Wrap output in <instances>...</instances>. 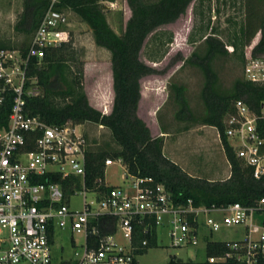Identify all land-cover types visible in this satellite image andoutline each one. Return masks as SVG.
I'll return each mask as SVG.
<instances>
[{
  "label": "built area",
  "instance_id": "obj_1",
  "mask_svg": "<svg viewBox=\"0 0 264 264\" xmlns=\"http://www.w3.org/2000/svg\"><path fill=\"white\" fill-rule=\"evenodd\" d=\"M57 1L50 0L25 52L0 49V106L11 102L6 122L0 124V264H51L58 228H67L82 239L81 244L74 243L69 264H134L148 244L152 225L156 235L158 227L165 229L170 246L177 248L197 244L201 228L214 232L241 226L243 237L223 241L224 254L208 260L257 264L264 259V197L249 206L238 202L195 205L190 198L175 202L163 183L127 171L122 176L124 184H109L103 171V179L88 186V144L82 124L48 125L29 113L26 97L40 93L35 77L28 75L30 60L39 63L47 48L69 41L63 29L65 13L54 8ZM242 71L246 80L263 84L264 56L247 58ZM258 118L264 121V102L256 115L237 100L234 112L225 119V135L235 157L251 169L254 179L264 175V137ZM115 161L121 162L106 158L104 170ZM54 175L60 180L75 178L79 187L72 183L66 193ZM81 195L80 207L71 206ZM105 217L113 219L111 230L103 220L100 224L106 231L99 226Z\"/></svg>",
  "mask_w": 264,
  "mask_h": 264
},
{
  "label": "trees",
  "instance_id": "obj_2",
  "mask_svg": "<svg viewBox=\"0 0 264 264\" xmlns=\"http://www.w3.org/2000/svg\"><path fill=\"white\" fill-rule=\"evenodd\" d=\"M131 15L125 30L115 33L108 25L104 10L98 0H58L56 10H70L90 28L96 46L110 53L112 104L108 113H103L88 102L81 81L72 70L75 52L71 42L60 47L47 48L39 61L32 58L28 66V75L35 77L40 93L26 97V108L32 115H37L48 125L71 121L76 124L86 122L106 127L113 142L117 145L112 150H91L85 154V182L91 186L96 179H103L104 160L120 159L128 174L139 177H151L155 182L163 183L170 191L175 202L190 198L195 205L226 206L238 202L253 205L257 199L264 197V175L254 179L251 169L243 165L236 157L225 135V119L234 112V103L244 101L248 107L259 115L260 105L264 102V83H253L245 78H235L228 89H222L219 78L211 63L218 55L227 53L224 44L208 36L203 54L192 52L185 61L197 66L204 77L200 97L205 107L204 114L195 119L184 97V86L172 84L175 101L179 108L176 118L181 121H197L216 129L224 156L230 167V175L223 181H207L186 174L175 162L163 152V136H152L146 123L137 113L141 97L140 80L146 75L156 73L151 66L139 58V52L146 36L157 27L174 22L182 15L192 0H126ZM253 2V4H251ZM250 10L232 38V46L243 47L250 43L256 33L259 38L251 49V57L264 55V10L258 14L257 6H264V0H250ZM50 5V0H23V13L19 26L26 33L35 31L40 20ZM27 46L19 48L25 52ZM14 48L0 43V49ZM242 66L245 59L240 54ZM11 102L7 100L0 106V124L6 122ZM107 111V110H105ZM261 126L260 135L264 137V121L258 118ZM166 132V131H162ZM67 193L79 187L77 179L60 180ZM113 228V219L103 218L99 221L101 230L106 231L100 222ZM141 236V235H140ZM147 246L139 255L156 244L155 229L146 236ZM227 250L224 242L206 243L205 261H182L171 256L166 264H244L227 259L210 262L208 258L221 256ZM62 264H69L63 262ZM136 264V262L134 263ZM257 264H264L259 259Z\"/></svg>",
  "mask_w": 264,
  "mask_h": 264
},
{
  "label": "rangeland",
  "instance_id": "obj_3",
  "mask_svg": "<svg viewBox=\"0 0 264 264\" xmlns=\"http://www.w3.org/2000/svg\"><path fill=\"white\" fill-rule=\"evenodd\" d=\"M98 3L104 10L108 25L115 33L121 34L131 15L127 1L98 0ZM251 4L250 0H192L174 22L150 32L139 52V58L157 72L140 80L141 97L137 113L152 136H163L164 154L194 178L223 181L229 177L230 167L215 128L176 118L179 105L171 85L184 86L185 100L193 117L199 119L205 112L200 97L204 77L197 66L185 60L192 52L200 55L204 53L208 36L220 40L227 51L225 55L216 56L211 63L218 75L220 87L228 89L235 78H244L240 54L245 60L251 57V49L258 41L259 33L243 47L234 49L231 42ZM257 10V15L261 14L264 6H257ZM63 12L66 19L63 29L75 52L72 70L77 76L78 69L81 70L79 75L89 104L109 112L113 98L110 90V53L95 45L90 28L76 14L70 10ZM22 13L23 0H0V43L14 48L29 45L32 34L19 26ZM81 128L88 149L117 148L106 127L86 122ZM122 176H126V170L121 162L115 161L104 170L105 180L111 185L124 184ZM85 199L89 200L90 195L87 194ZM82 200L83 195L74 199L71 206L80 207ZM243 235L241 226L223 227L214 232L201 228L197 244L177 248L170 246L166 230L158 227L156 244L138 255L136 264H166L171 256L182 261H205L207 242L230 241L240 239ZM81 242V237L73 235L69 229H56L51 247V264L71 260L74 243L78 245Z\"/></svg>",
  "mask_w": 264,
  "mask_h": 264
},
{
  "label": "crops",
  "instance_id": "obj_4",
  "mask_svg": "<svg viewBox=\"0 0 264 264\" xmlns=\"http://www.w3.org/2000/svg\"><path fill=\"white\" fill-rule=\"evenodd\" d=\"M110 78H111V71H110ZM110 90H111V92H112V87H111V83H110ZM141 92V91H140ZM112 96H113V92H112ZM96 107V106H95ZM96 109H98V110H100L101 112H103V113H108V110L107 111H105V110H103V109H100V108H96ZM110 111V110H109Z\"/></svg>",
  "mask_w": 264,
  "mask_h": 264
},
{
  "label": "water",
  "instance_id": "obj_5",
  "mask_svg": "<svg viewBox=\"0 0 264 264\" xmlns=\"http://www.w3.org/2000/svg\"><path fill=\"white\" fill-rule=\"evenodd\" d=\"M110 1H113V0H110Z\"/></svg>",
  "mask_w": 264,
  "mask_h": 264
}]
</instances>
